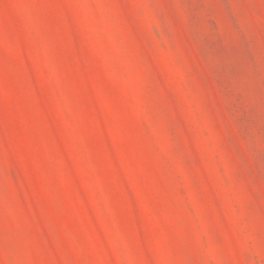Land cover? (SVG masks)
Here are the masks:
<instances>
[{"label":"rangeland","instance_id":"374dc122","mask_svg":"<svg viewBox=\"0 0 264 264\" xmlns=\"http://www.w3.org/2000/svg\"><path fill=\"white\" fill-rule=\"evenodd\" d=\"M0 264H264V0H0Z\"/></svg>","mask_w":264,"mask_h":264}]
</instances>
